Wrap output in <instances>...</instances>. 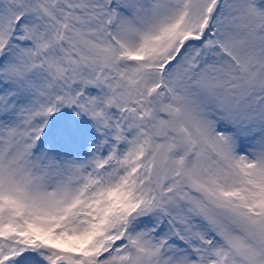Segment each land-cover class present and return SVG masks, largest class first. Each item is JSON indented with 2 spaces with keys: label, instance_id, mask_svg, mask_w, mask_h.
Listing matches in <instances>:
<instances>
[{
  "label": "snow or ice",
  "instance_id": "6c2138e0",
  "mask_svg": "<svg viewBox=\"0 0 264 264\" xmlns=\"http://www.w3.org/2000/svg\"><path fill=\"white\" fill-rule=\"evenodd\" d=\"M0 264H264V0H0Z\"/></svg>",
  "mask_w": 264,
  "mask_h": 264
}]
</instances>
